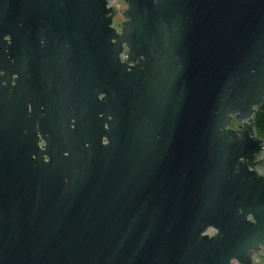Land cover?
<instances>
[{"label": "water", "instance_id": "95a60500", "mask_svg": "<svg viewBox=\"0 0 264 264\" xmlns=\"http://www.w3.org/2000/svg\"><path fill=\"white\" fill-rule=\"evenodd\" d=\"M9 1L0 264H227L203 231L232 214L245 227L246 196L264 189L248 168L263 145L264 0ZM56 73L89 100L43 103L39 119L26 75ZM165 130L176 154L157 158Z\"/></svg>", "mask_w": 264, "mask_h": 264}, {"label": "flooded vegetation", "instance_id": "af4514ba", "mask_svg": "<svg viewBox=\"0 0 264 264\" xmlns=\"http://www.w3.org/2000/svg\"><path fill=\"white\" fill-rule=\"evenodd\" d=\"M6 6L11 8L9 0H4ZM117 11L115 10V16ZM114 16V19H115ZM113 19V25L119 31L120 26L119 22H115ZM9 37L7 36L6 39ZM2 73V72H1ZM26 75L28 87L33 86L37 89L39 94L38 103L40 105L41 112L38 117L43 115V103H46L45 107L54 108L56 104H65L69 107L75 105L76 103H82L84 100L87 102L88 99V89H82L80 85H72L68 88L66 84H63L64 76L61 74H49L43 75L42 84L34 81V78H30ZM15 75H12L11 85L14 84L13 78ZM42 85V86H41ZM40 91V93H39ZM30 108V104H28ZM39 117V119H40ZM73 120V119H72ZM235 123V122H234ZM236 125V123H235ZM234 125V126H235ZM143 135V133H140ZM257 135V134H256ZM258 136V135H257ZM263 140V145L261 150L255 153L253 159V164H248V168L253 170L257 175H260L264 178V139L258 136ZM104 140V138H103ZM152 143L154 148L157 150V158H161V154L175 156L176 150V139L174 135H171V132L165 131H156L152 133ZM161 147H164V151L159 153ZM168 149L174 150L172 153ZM242 159V158H241ZM246 200L250 205V209H254L256 217H254L253 211L249 210L245 214V219L248 223H245V227H239L238 219L234 214L229 218L224 219L220 222V227H214L209 225L204 231L203 234L212 236L216 234L217 242L222 251L228 252L230 255L227 259V264H264V189H250L249 194L246 196ZM241 213V209L238 211ZM259 218L258 220L256 218ZM250 243L248 247L246 244ZM243 245L245 250L239 252V248ZM212 264H224L225 261L220 260H210Z\"/></svg>", "mask_w": 264, "mask_h": 264}, {"label": "trees", "instance_id": "16d2710c", "mask_svg": "<svg viewBox=\"0 0 264 264\" xmlns=\"http://www.w3.org/2000/svg\"><path fill=\"white\" fill-rule=\"evenodd\" d=\"M253 117L255 132L264 139V104L256 109Z\"/></svg>", "mask_w": 264, "mask_h": 264}]
</instances>
